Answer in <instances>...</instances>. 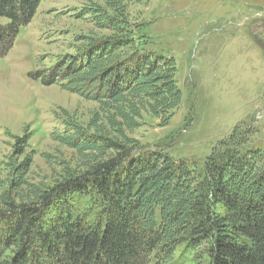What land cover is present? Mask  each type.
<instances>
[{
    "label": "trees",
    "instance_id": "1",
    "mask_svg": "<svg viewBox=\"0 0 264 264\" xmlns=\"http://www.w3.org/2000/svg\"><path fill=\"white\" fill-rule=\"evenodd\" d=\"M43 0H0V58ZM88 10L111 33L83 37L75 55L30 73L99 104L88 127L66 120L55 139L79 163L52 185L32 183L31 135L13 136L0 195V264H168L182 245L205 246L209 264H264V138L237 124L203 164L146 149L130 133L144 112L168 124L182 102L174 58L142 50L126 0ZM141 1V0H138ZM263 48L264 44L260 43ZM97 206L93 218L77 206Z\"/></svg>",
    "mask_w": 264,
    "mask_h": 264
},
{
    "label": "rangeland",
    "instance_id": "2",
    "mask_svg": "<svg viewBox=\"0 0 264 264\" xmlns=\"http://www.w3.org/2000/svg\"><path fill=\"white\" fill-rule=\"evenodd\" d=\"M101 0H43L11 51L0 58V195L7 188L13 136L29 132L32 183L52 185L77 153L55 139L66 120L85 128L99 104L58 84L43 85L30 73L48 70L75 55L83 37H103L88 10ZM133 36L146 52L174 58L182 102L168 124L144 112L130 133L146 149L203 164L212 149L239 123L260 126L264 138V0H126ZM8 19L0 17V24ZM97 206H77L93 218ZM178 248L168 264H209L205 246Z\"/></svg>",
    "mask_w": 264,
    "mask_h": 264
}]
</instances>
